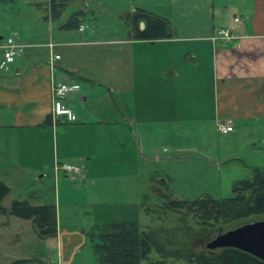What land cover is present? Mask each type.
I'll list each match as a JSON object with an SVG mask.
<instances>
[{
	"label": "crops",
	"instance_id": "obj_1",
	"mask_svg": "<svg viewBox=\"0 0 264 264\" xmlns=\"http://www.w3.org/2000/svg\"><path fill=\"white\" fill-rule=\"evenodd\" d=\"M74 1L80 2L75 14L94 16L108 0ZM138 8L168 19L172 36L151 41L134 38L133 28L122 16ZM115 13L124 21L126 37L101 36L96 29L87 32L82 21L78 32L58 27L50 0L47 14H38L37 21L46 22L36 35L9 34L16 33L25 46L8 69H0V134L15 137L23 165L45 171L56 161L75 162L84 179L98 160L119 168L133 159L137 149L145 156L139 141L138 148L122 146L130 130L136 129L129 138L132 143L147 141L153 151L152 141L166 123L176 127L180 121L216 118L217 129L219 123L232 124L229 133H233L238 124L264 121V0H150V4L138 0L130 2L129 10L116 6ZM172 15H200L205 23L179 26ZM144 26L141 23L140 29ZM220 29H229L233 37L214 40ZM0 39L1 56L6 38ZM53 76L80 84L67 99L77 115L74 123H53ZM100 130L107 136L105 141ZM120 155L123 160L117 164ZM9 218L20 228L27 222ZM55 238L56 256L45 257L54 262L58 257L57 263L65 264L68 239L59 229Z\"/></svg>",
	"mask_w": 264,
	"mask_h": 264
},
{
	"label": "rangeland",
	"instance_id": "obj_2",
	"mask_svg": "<svg viewBox=\"0 0 264 264\" xmlns=\"http://www.w3.org/2000/svg\"><path fill=\"white\" fill-rule=\"evenodd\" d=\"M137 1L108 0L104 2L102 10L97 7L94 16L91 12L85 15L77 13L80 22L88 26L87 32L96 29L101 36L111 33L126 37L129 33L124 21L119 20L115 13L116 6L129 10L130 2ZM139 1L150 4V0ZM78 3L74 0L67 3L56 17L58 27L64 26L76 13ZM48 8L49 0H0V37L7 39L10 33L22 35L25 31L36 35L46 22H38V14H47ZM151 8L152 11L156 10L153 6ZM168 13L164 15L170 16ZM171 19L179 26L193 24L199 27L205 23L200 15H172ZM69 30L77 31V28ZM218 121L216 118L180 121L176 127L166 123L152 141L155 148L153 151L148 150L147 141L135 139L132 143L129 138L136 129L130 130L126 138L129 140L123 138L122 146L138 148L139 141L145 156L142 157L141 151L137 149V153L131 154L133 159H128L127 165L119 168H109L104 161L98 160L94 171L89 175L85 173L84 179L83 171L72 172L69 177H65L53 165L51 170L45 171L37 166L23 165V153L18 151L15 137L1 133L0 180L10 188L2 205L10 208L14 200H28L34 205H55L58 229L68 239L65 240L69 261L65 264H102L95 256L90 231L96 224L110 220H135L144 229L160 232L166 243L172 242L168 245L170 248L175 245L184 246L182 242L178 244L179 239L184 241L183 238H187L190 241L188 246L195 251L217 252L219 248L209 250L207 243L220 232L218 229L203 232L195 219L185 216L188 225L195 230L190 232L180 220V213L167 209L165 202L168 198L193 200L200 196L230 197L236 181L251 177L255 167L264 169V121L254 123L250 120L238 124L235 132L226 135L218 131ZM99 136L103 141L107 138L102 130ZM120 146L118 152L124 155L125 150H121L123 148ZM123 155L114 162L119 164ZM16 163L21 168H17ZM26 221L20 228L10 222L8 214L0 213V264H12L19 258H39L47 264H58V257L57 262L45 257L48 254L52 258L56 256V238L39 237L32 221ZM242 223H234L228 228H236ZM150 259H160V256L154 251ZM149 261H143L142 264H151ZM168 261L171 264L179 263L175 259Z\"/></svg>",
	"mask_w": 264,
	"mask_h": 264
},
{
	"label": "trees",
	"instance_id": "obj_3",
	"mask_svg": "<svg viewBox=\"0 0 264 264\" xmlns=\"http://www.w3.org/2000/svg\"><path fill=\"white\" fill-rule=\"evenodd\" d=\"M50 6L52 15L58 17L66 3L61 0H50ZM78 14H74L64 28H78L80 25ZM122 19L133 28V36L136 39L151 41L172 36L169 20L146 9L138 8L127 12ZM141 23L145 24L143 29H140ZM9 192L10 188L0 180V213L31 220L41 238L55 237L58 234L55 205H34L28 200H14L11 207L6 208L2 201ZM165 207L180 213V220L190 232L195 230L188 225L185 216L195 219L203 232L215 229L223 232L232 229L228 227L240 221L249 223L264 219L261 217L264 216V169L255 167L251 177L236 181L230 197L200 196L193 200L168 198ZM90 237L97 260L102 264H142L143 261L149 260H152L149 261L151 264H171L169 259L178 260L177 264H264V260L256 255L234 247L219 248L217 252L195 251L188 246L189 239L186 240L187 238L183 236L185 240L179 239L178 244L182 242L184 246L175 245L174 248H170L168 245L172 242L166 243L160 232L144 229L135 220L123 222L110 220L96 224L90 231ZM154 251L160 259H150ZM12 264L47 263L39 258H19Z\"/></svg>",
	"mask_w": 264,
	"mask_h": 264
},
{
	"label": "built area",
	"instance_id": "obj_4",
	"mask_svg": "<svg viewBox=\"0 0 264 264\" xmlns=\"http://www.w3.org/2000/svg\"><path fill=\"white\" fill-rule=\"evenodd\" d=\"M236 20H238L236 18ZM232 33L229 29H220L218 35L213 39H230L232 38ZM24 44L17 40V35L8 37L4 43L1 45L2 52L0 56V69H7L12 63L20 57L24 50ZM55 59H60V55H56ZM54 64H51V69H54ZM52 112L51 117L53 123H74L77 121L76 113L70 108L67 103V99L71 95L80 89V84L76 82H71L68 80H58L54 76L52 77ZM233 125L227 123H219L218 129L220 133L227 134L233 131ZM55 170L64 173V175H70V173H80L82 168L73 163H63L56 161Z\"/></svg>",
	"mask_w": 264,
	"mask_h": 264
},
{
	"label": "water",
	"instance_id": "obj_5",
	"mask_svg": "<svg viewBox=\"0 0 264 264\" xmlns=\"http://www.w3.org/2000/svg\"><path fill=\"white\" fill-rule=\"evenodd\" d=\"M223 247L239 248L264 260V219L220 232L207 243L209 249Z\"/></svg>",
	"mask_w": 264,
	"mask_h": 264
}]
</instances>
